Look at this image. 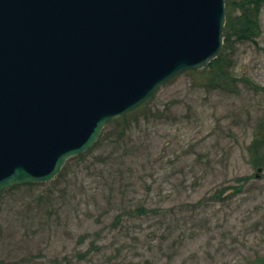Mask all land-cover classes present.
Returning <instances> with one entry per match:
<instances>
[{
    "label": "rangeland",
    "instance_id": "1",
    "mask_svg": "<svg viewBox=\"0 0 264 264\" xmlns=\"http://www.w3.org/2000/svg\"><path fill=\"white\" fill-rule=\"evenodd\" d=\"M260 26L227 52L224 75L213 65L175 76L52 180L0 194V264L264 257V143L262 172L249 150L264 139V5Z\"/></svg>",
    "mask_w": 264,
    "mask_h": 264
},
{
    "label": "water",
    "instance_id": "2",
    "mask_svg": "<svg viewBox=\"0 0 264 264\" xmlns=\"http://www.w3.org/2000/svg\"><path fill=\"white\" fill-rule=\"evenodd\" d=\"M226 14V0H0V191L52 180L109 120L207 67Z\"/></svg>",
    "mask_w": 264,
    "mask_h": 264
},
{
    "label": "trees",
    "instance_id": "3",
    "mask_svg": "<svg viewBox=\"0 0 264 264\" xmlns=\"http://www.w3.org/2000/svg\"><path fill=\"white\" fill-rule=\"evenodd\" d=\"M263 5L264 0H226L227 15L224 45L218 58L212 61L209 66L217 65L224 75L225 69L228 67V61L225 58L227 52L233 49L234 44L244 41L256 42V38L260 36L261 33L260 14ZM130 113L112 120H123L126 123ZM263 143L264 139L255 138L249 146L252 156L256 155L253 157V165L256 166L257 169L262 165V159L259 157L258 148L261 147ZM16 187H18V185L11 188L14 189ZM234 189L237 190L238 188L234 187ZM225 190L226 188L224 190H219L216 194L217 198L223 199ZM4 191H1L0 194ZM248 264H264V257H257L253 261H249Z\"/></svg>",
    "mask_w": 264,
    "mask_h": 264
}]
</instances>
